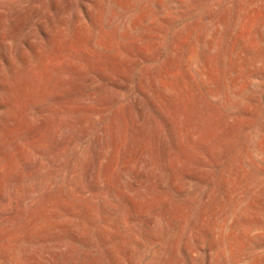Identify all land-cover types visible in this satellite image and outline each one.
Masks as SVG:
<instances>
[{"label":"rangeland","instance_id":"rangeland-1","mask_svg":"<svg viewBox=\"0 0 264 264\" xmlns=\"http://www.w3.org/2000/svg\"><path fill=\"white\" fill-rule=\"evenodd\" d=\"M0 264H264V0H0Z\"/></svg>","mask_w":264,"mask_h":264}]
</instances>
